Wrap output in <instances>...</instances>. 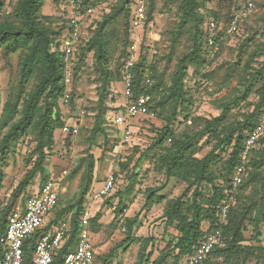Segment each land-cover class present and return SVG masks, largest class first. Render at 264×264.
I'll return each instance as SVG.
<instances>
[{
    "label": "trees",
    "instance_id": "1",
    "mask_svg": "<svg viewBox=\"0 0 264 264\" xmlns=\"http://www.w3.org/2000/svg\"><path fill=\"white\" fill-rule=\"evenodd\" d=\"M81 1L84 6H90L93 13L69 65L59 49L61 31L68 21L62 0H53L57 7L53 15L40 13L43 0H16L10 11L0 18V48L3 54L20 51L17 88L8 93L0 107V130L7 128L0 140V189L6 175L2 164L14 141L32 133L35 139L32 154L36 155L32 166L12 193L8 197H0L4 201L0 209V236L5 231L7 215L16 204L22 205L23 193L34 176L42 172L53 150L55 131H61L64 125L60 106L72 102L71 85L81 79L89 66L95 65L100 83L95 99L97 113L86 138L91 147L95 145L97 134L104 131L100 123L110 84L115 76L122 80L123 62L131 43L129 23L133 0ZM210 1L170 0L176 5L179 21L170 30H164V36L159 34L151 39V35L145 33L137 43L139 57L135 66L134 90L150 95L154 116L161 118L165 124L149 149L138 155L132 151L119 157L120 149L126 147L127 141L118 153L114 152L115 143L109 153L118 166L113 171L115 180L123 173L128 188L116 190L102 203L109 205L116 198L118 201L114 210L122 214L123 194L125 191L129 194L135 187L138 164L150 149L154 150L152 164L155 170L163 173L164 181L160 187L145 190L144 206L160 203L163 195L156 192L165 188L171 180L181 182L185 187L179 195L166 201L161 215L164 222L176 230L174 239L167 243V251L149 262L150 252L146 251L149 241L146 239L134 264H164L169 254L173 257L171 264H179L181 259L186 261L197 242L215 229L221 231V243L197 264H247L250 260L252 264H264V247L244 243V232L248 227L257 237L264 223V129L248 153L241 182L233 183V172L241 163L244 140L264 117V42L255 38L258 34L264 35V30L257 27L258 22L261 25L264 23V0H254L255 11L239 21L235 32L228 34L225 29L243 0H214V6L208 8ZM104 2L106 5H102ZM144 4V27L149 28L154 23L155 0H144ZM210 20L216 24L212 45L208 43ZM244 31L247 33L236 47L234 61L215 77L221 65L212 69L207 67H211L228 39ZM185 35L189 40L187 50L177 52L180 39ZM68 66L71 82L66 85ZM189 68L198 80L195 85L211 80L216 86L214 92L223 91L213 99L220 109L218 115L206 118L193 114L198 90L186 84ZM146 71H149L151 79L148 85L144 83ZM257 83H260L259 86L254 88ZM66 89L70 91L68 103L63 102ZM252 93L255 99L249 98ZM232 108L242 110L232 113ZM178 125L183 127L180 132L176 129ZM79 134L78 130L76 134L65 135ZM201 138H204L205 146H210L203 155H199L200 148L197 147ZM137 149L134 147V151ZM225 150L227 157L223 158L221 152ZM94 164V156L88 151L70 171L68 176L71 178L81 172L78 193L62 206L58 194L56 206L45 225L24 243L25 263L31 261L33 253V247L30 254L26 247L32 242L34 245L39 234L63 220L69 223L70 237L55 254L54 262L58 263L60 255L68 250L69 243L80 229L85 201L93 188ZM82 165H85L83 170ZM223 205H227V217L220 223V208ZM100 214L98 210L87 220L85 227L89 231H98ZM136 222L137 215L126 220L127 233L121 245L138 240L133 235ZM203 223L207 224L206 228ZM110 256L111 253L102 256L101 264H106ZM96 259L95 254V264Z\"/></svg>",
    "mask_w": 264,
    "mask_h": 264
},
{
    "label": "rangeland",
    "instance_id": "2",
    "mask_svg": "<svg viewBox=\"0 0 264 264\" xmlns=\"http://www.w3.org/2000/svg\"><path fill=\"white\" fill-rule=\"evenodd\" d=\"M15 1L16 0H0V18L3 14L10 11ZM102 5H106V2ZM155 6L156 10L154 13L153 25L149 28H142V36H145V33H147L151 35V39L159 34L164 36L162 32L164 30H170L175 23L179 21L176 5L170 2V0H155ZM213 6L214 0L210 1L207 5L208 8H212ZM56 8L53 0H43L40 13L53 15L57 11ZM260 25L261 23L258 22L257 27H260V30H264V23ZM254 26L255 24L253 27ZM246 33L247 32L244 31L228 39L221 51L214 58L211 67H207V69H212L221 65V70L215 74V77H218L221 72H224L228 63L234 61L237 51L236 47L240 43L241 38L245 37ZM255 38L264 42V35L261 36L258 34ZM180 42V45L177 47V52L186 51L189 45L187 36H182ZM19 56V50L5 55L0 48V107L8 93L13 92L17 88L16 86L19 80ZM191 71V68H189L186 84L188 87L198 90L193 114L206 118L218 115L220 109L213 103V99L219 97L223 91L218 93L214 92L216 86L211 80L203 81L199 86L197 84L196 86L195 82L198 80L193 77ZM98 75L99 73L95 65L89 66L81 79L71 85L70 89L73 92L72 102L67 105H61L60 110L64 115V123L70 126H76L80 134L78 136H70L65 135L60 130L55 131V144L53 150L47 157L42 172L34 176L23 193L21 197L22 206H24L26 198L36 193L42 183L48 179H53L56 187H58L59 203L61 206L72 201L78 193V183L81 172H78L73 178L68 175L79 163L80 159L87 155L88 151L93 154L95 160L93 171L95 174V183L100 184L108 172L118 169L117 164L110 157L109 153H111L115 143L122 139L127 125L130 126L132 132L125 143L126 147H122L120 152L118 150L119 157L122 154H128L132 151L138 155L146 148L149 149L150 143L165 124V121L155 116L126 119L122 109L124 103V85L121 79L115 76L109 87L105 112L101 116L102 120L100 124L104 131H100L97 134L95 145L89 147L86 138L97 113L95 99L96 91L100 83ZM233 84L234 83L230 84L228 89ZM259 84L260 83H257L254 88H257ZM249 98L255 99L254 93H252ZM241 110V108H232V113ZM176 127L177 132L183 129V127H179V125ZM6 130L7 128L0 130V140ZM34 147L35 139L32 133L22 135L12 143L4 164H2V169L6 175L3 186L0 189V197H8L16 184L32 166L36 156L32 154ZM134 147L138 149L134 151ZM197 147L200 148L199 155H203L209 150L210 146H205L204 138H201ZM227 150L221 152L223 158L227 157ZM153 151V149H150L148 152H145V157H143L142 161L138 164L135 187L129 194H126V191L123 194L124 206L122 207V214L114 210L118 201L116 198L112 199L109 205L102 204L100 207L99 204H96L95 207L91 209L92 212H94L99 208L101 212L98 231H90V240L93 244L95 254L97 255V264H101L102 256L108 255V253H111V256L106 264H134L138 259L139 249L143 246L146 239L149 241L146 251L150 252L149 262H151L161 257V255L167 251V243L173 240L176 235V230L168 226L161 218V215L166 201L176 197L183 191L185 187L183 183L171 180L165 188L156 192L157 195H163L164 199L160 203L144 206L146 198L145 190L160 187L164 181L163 173L155 170L152 164L151 155ZM84 166L85 165L81 166V170H83ZM125 187L128 188L127 181L124 174L120 173V176L115 182L113 193L116 190L123 191ZM18 201H20V197ZM136 215L137 222L133 229V235L138 240L121 245L120 242L125 238L127 233L125 222L127 219H131ZM203 227L206 228L207 224L203 223ZM254 236L255 233L249 226L244 232V243L264 247V223L261 224L260 234L257 237ZM77 238L78 233L75 235L74 239H72L71 243H69V248L73 249L75 247ZM32 247L33 242L32 245L26 247L28 254L32 253ZM32 255L33 253L31 256ZM172 261L173 257L169 254L165 258L164 264H171ZM184 261V259H181L179 264H185ZM252 262L253 261L250 260L246 263L252 264Z\"/></svg>",
    "mask_w": 264,
    "mask_h": 264
},
{
    "label": "built area",
    "instance_id": "3",
    "mask_svg": "<svg viewBox=\"0 0 264 264\" xmlns=\"http://www.w3.org/2000/svg\"><path fill=\"white\" fill-rule=\"evenodd\" d=\"M62 8L66 10L67 25L62 29L59 39V49L64 55V60L69 65L71 58L78 49L81 38L90 23V15L93 9L84 6L81 0H62ZM254 0H243L232 20L225 29V33H232L237 30L239 21L250 16L255 11ZM146 19L144 0H133L130 15V37L131 43L127 47V54L122 67V83L124 85V103L122 109L126 119H135L142 116L152 117L154 112L150 107V95L147 93H136L135 66L138 61V41L142 37V28ZM216 24L210 20L208 29L211 35L208 37L209 45L213 44V33ZM71 82V73L68 66L65 75V84ZM144 83H151L149 71L144 73ZM70 96L69 89L63 95V102L68 103ZM264 129V117L246 136L243 149L240 155L241 163L236 166L233 172V183L238 184L242 180L244 164L247 156L258 137ZM61 131L64 134H76V126L65 124ZM130 126H126L123 137L117 142L114 152L117 153L121 145L126 142L131 134ZM114 172L107 173L102 182L93 187L85 201L84 210L80 217V229L75 247L60 255V260L55 263V254L66 245L70 237L68 221L59 222L54 228L43 232L37 236L33 245V255L29 263L24 262V243L33 238L37 230L45 225L51 211L56 206L58 200V187L53 179H48L42 183L36 193L26 198L24 206L16 204L9 212L6 219V227L0 236V264H95V251L90 240V231L85 227L87 220L96 212H92L96 204L101 205L103 200L111 195L115 188ZM98 205V206H99ZM4 206V201L0 199V209ZM99 208L97 209V211ZM227 217V205L220 208L219 221L223 223ZM222 234L219 229L212 230L204 235L197 242L190 254L186 257L185 264H197L205 259L215 245L221 243Z\"/></svg>",
    "mask_w": 264,
    "mask_h": 264
},
{
    "label": "crops",
    "instance_id": "4",
    "mask_svg": "<svg viewBox=\"0 0 264 264\" xmlns=\"http://www.w3.org/2000/svg\"><path fill=\"white\" fill-rule=\"evenodd\" d=\"M97 185H99L98 183H95V174H94V182H93V187H96ZM103 204V203H102ZM102 204L100 205V207L102 206Z\"/></svg>",
    "mask_w": 264,
    "mask_h": 264
}]
</instances>
